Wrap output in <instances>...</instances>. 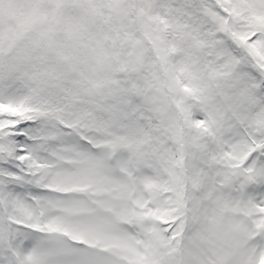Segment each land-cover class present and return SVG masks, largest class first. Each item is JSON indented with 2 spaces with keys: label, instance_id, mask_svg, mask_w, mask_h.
<instances>
[{
  "label": "snow or ice",
  "instance_id": "snow-or-ice-1",
  "mask_svg": "<svg viewBox=\"0 0 264 264\" xmlns=\"http://www.w3.org/2000/svg\"><path fill=\"white\" fill-rule=\"evenodd\" d=\"M0 264H264V0H0Z\"/></svg>",
  "mask_w": 264,
  "mask_h": 264
}]
</instances>
